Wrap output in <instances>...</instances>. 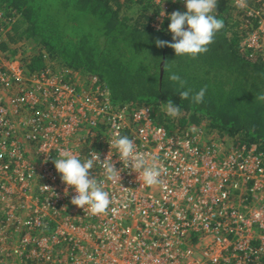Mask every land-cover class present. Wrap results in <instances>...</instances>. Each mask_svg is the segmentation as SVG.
Segmentation results:
<instances>
[{"label":"built area","instance_id":"obj_1","mask_svg":"<svg viewBox=\"0 0 264 264\" xmlns=\"http://www.w3.org/2000/svg\"><path fill=\"white\" fill-rule=\"evenodd\" d=\"M153 1L186 8L184 0ZM254 1L244 8L256 29L242 44L257 50L264 0ZM70 73L29 74L0 50V264H264V151H223L189 131L169 134L150 105H115L105 84L83 88ZM117 133L163 169L162 184L147 186L123 166L109 145ZM60 151L82 161L110 153L120 181H107L99 161L91 175L115 214L71 203L75 190L52 162Z\"/></svg>","mask_w":264,"mask_h":264},{"label":"trees","instance_id":"obj_2","mask_svg":"<svg viewBox=\"0 0 264 264\" xmlns=\"http://www.w3.org/2000/svg\"><path fill=\"white\" fill-rule=\"evenodd\" d=\"M247 3L255 6L254 0ZM160 12L153 0H0V29L5 31L0 50L16 58L22 49L13 47L30 44L22 51L27 73L60 68L71 71L76 83L77 74L84 76L83 88L103 83L115 105H152L155 123L169 134L198 135L200 129L230 142L231 148L256 144L264 151V100L256 99L264 95V48L242 44L257 19L231 0H218L217 18L225 27L206 54L192 59L156 46L157 39L172 42L168 18L154 26ZM166 63L193 94L206 87L202 104L181 100L178 85L163 70ZM169 99L184 113L180 119L162 110Z\"/></svg>","mask_w":264,"mask_h":264},{"label":"clouds","instance_id":"obj_3","mask_svg":"<svg viewBox=\"0 0 264 264\" xmlns=\"http://www.w3.org/2000/svg\"><path fill=\"white\" fill-rule=\"evenodd\" d=\"M184 3L186 12L176 11L167 16L170 20L168 30L172 34V42L157 39L155 43L158 48L173 49L176 57L187 56L196 59L209 51V46L214 43L216 35L225 25L222 19L217 18L218 0H184ZM236 3L238 7H246V0H236ZM159 15L163 18L167 14L163 10ZM163 70L170 73L168 63L164 65ZM168 79L178 85L181 100L191 98L192 103L197 105L204 102L206 87L193 94L192 89L186 88V81L177 74L170 73ZM256 99L264 100V95ZM163 104L170 117L175 118L180 115V107L175 105L171 99ZM109 145L110 149L112 147L117 149L119 161L123 166L138 173L139 179L144 184L155 186L163 183L160 179L163 169L154 162L149 164L145 154L139 152L134 141L127 136L117 133ZM97 161L100 162L107 181L113 183L120 181L122 169H117L113 159L110 158V153L103 161L100 159V154L95 151H92L91 158L83 161L70 151H60L57 158L52 159L62 182L67 188L75 190L76 195L71 200L74 206L85 212H91L93 215H107L109 211L115 214L117 210L110 209L112 199L109 193L104 190L103 184L91 175V170ZM105 231H108L107 227Z\"/></svg>","mask_w":264,"mask_h":264},{"label":"rangeland","instance_id":"obj_4","mask_svg":"<svg viewBox=\"0 0 264 264\" xmlns=\"http://www.w3.org/2000/svg\"><path fill=\"white\" fill-rule=\"evenodd\" d=\"M249 6V5H248ZM179 8H177V7H172V8H168L167 10H165V9H162V12H163V10L165 11V13L167 14L165 17H163V18H161L160 17V15L159 16H157L156 18H155V22H154V26L156 27V28H159L160 27V24H162L163 22H164V20H166V18H167V16H170L173 12H176V11H179L178 10ZM245 9V8H244ZM246 11V10H245ZM161 12V13H162ZM160 13V14H161ZM249 22V24H250V26L252 25V22L249 20L248 21ZM252 27V26H251ZM8 30H10V28L8 29ZM28 43V42H27ZM23 44L24 43H21V44H19V45H17V46H14L13 48H15V47H19V48H21L22 50H21V52L19 53V54H16V57H18V58H20V59H22L21 61L22 62H24V58H25V54L22 52L23 51V49H30L29 47H30V44H25L24 45V48H22L23 47ZM29 54V53H28ZM25 63V62H24ZM77 80H78V82H80L81 83V85L82 86H84L85 85V83L86 82H84V80H85V77L84 76H79V74H77ZM152 108H153V106L152 105H150ZM153 110H154V108H153ZM165 113H167L166 112V109H165V106H163V109H162ZM184 116V113H180V115L178 116V118L180 119L181 117H183ZM175 122H178V120H177V118L175 119ZM180 124V123H179ZM196 131H197V133H198V143H199V145H201V146H207V145H212V144H215V145H217V146H219V147H221L222 148V150L223 151H229V150H231L232 148H231V146H232V144H230V142H223L222 141V139H220V137L218 136V135H216V134H210V133H208V132H205V130H200V129H196ZM206 134H205V133ZM208 142H209V144H208Z\"/></svg>","mask_w":264,"mask_h":264},{"label":"crops","instance_id":"obj_5","mask_svg":"<svg viewBox=\"0 0 264 264\" xmlns=\"http://www.w3.org/2000/svg\"><path fill=\"white\" fill-rule=\"evenodd\" d=\"M161 12H162V8H161ZM161 12H160V13H161ZM84 146H85V144L83 145V148H84Z\"/></svg>","mask_w":264,"mask_h":264}]
</instances>
